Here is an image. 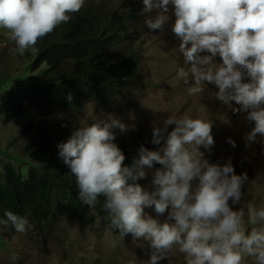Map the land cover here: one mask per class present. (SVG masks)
I'll list each match as a JSON object with an SVG mask.
<instances>
[{
  "label": "clouds",
  "instance_id": "obj_1",
  "mask_svg": "<svg viewBox=\"0 0 264 264\" xmlns=\"http://www.w3.org/2000/svg\"><path fill=\"white\" fill-rule=\"evenodd\" d=\"M144 25L162 29L174 10V34L186 67L177 77L189 95L215 85V98L233 112H247L254 127L244 137L246 147L264 146V0H142ZM85 0H0V29L15 47L13 55L35 48L38 40L71 19ZM219 57V61L216 60ZM69 99L71 95L69 94ZM235 102L239 107H233ZM174 125L169 131V126ZM109 116L76 127L66 142L58 144L59 156L70 168L79 188V199L89 207L103 196L111 225L120 234L149 241L150 258L157 264L174 252L186 264H264V202L245 199L242 187L247 174H236L231 158L210 162L200 146L213 145L211 122L188 114L167 115L153 122L152 143L143 145L138 158L124 165L125 155L115 142L117 132L135 129ZM259 137V139H258ZM163 141V144L161 143ZM228 143L236 146L235 140ZM155 168L154 190L137 181L146 178V168ZM231 201V203H230ZM243 201V203H242ZM233 205H239L234 208ZM167 218L161 221L145 208ZM19 233L32 227L26 217L5 213ZM10 259H17L15 251ZM128 264H135L129 261Z\"/></svg>",
  "mask_w": 264,
  "mask_h": 264
},
{
  "label": "rangeland",
  "instance_id": "obj_2",
  "mask_svg": "<svg viewBox=\"0 0 264 264\" xmlns=\"http://www.w3.org/2000/svg\"><path fill=\"white\" fill-rule=\"evenodd\" d=\"M88 5L101 7L103 11L135 9L138 18L134 20L133 36L140 40L136 44H139L149 72L147 89L136 94L132 106H125L122 112L110 111L88 101L81 117L73 111L56 107L49 110L48 114H34L25 121H13L10 124L0 121V170L8 160L16 164L22 162L19 158L32 161L30 152L25 151V147L41 131L54 135V140H58L61 136L57 133L64 134L76 127L89 125L98 118H107L109 114L136 126L134 130L122 134L115 130V142L120 148L139 151L143 145L149 150H159L161 146L152 143L153 122H160L167 115L188 114L211 122L214 143L209 148L200 146L205 158L220 164L231 158L236 174H247L242 187L245 199L256 204L264 202V146L253 143L246 147L244 139L254 127V121L247 118V112H233L231 107L217 100L215 92L218 89L215 85L204 84L203 93L189 95L187 87L177 77V69L186 66L178 51L180 38L172 31L175 16L171 4L168 13L170 19L162 29L157 30L144 25L145 17L156 15L157 10L144 13L142 0H85L80 11ZM13 47L15 45L7 39L5 30L0 29V97L16 79L26 80L31 76V71H24L31 49L21 56L10 52ZM121 47L123 46L116 45L118 49ZM219 59L216 57L217 61ZM232 106L239 107L235 102H232ZM172 127L174 125L169 126V131ZM229 137L235 140V147L228 143ZM26 161L22 166L23 170L31 163ZM158 167L161 166L154 162L153 168L145 169L146 178L139 179L145 190H154L153 172ZM145 212L161 221L167 218V210L159 215L154 206L145 208ZM13 251L17 256L15 261L10 259ZM150 252L149 241L115 233L99 218L91 226H81L63 215L54 221L52 231L44 232L39 229V233L28 230L19 233L5 227L0 233V264H128L129 261L146 264ZM157 264L186 262L182 254L174 252L173 256L161 259Z\"/></svg>",
  "mask_w": 264,
  "mask_h": 264
},
{
  "label": "trees",
  "instance_id": "obj_3",
  "mask_svg": "<svg viewBox=\"0 0 264 264\" xmlns=\"http://www.w3.org/2000/svg\"><path fill=\"white\" fill-rule=\"evenodd\" d=\"M69 15L68 22L40 38L29 52L24 71H31V76L16 79L0 97L1 122L25 121L56 107L81 117L88 101L122 112L125 106H132L136 94L147 89L149 72L136 44L140 40L133 36L138 18L135 9L103 11L88 5ZM72 131L57 133L58 140L41 131L25 147L32 161L19 158V164L3 163L0 221H7L5 213L12 211L28 219L32 225L28 231L39 233V229L52 231L54 221L63 215L81 226H91L99 218L120 234L106 218L103 196L93 207L82 203L76 179L58 154V144L66 142ZM121 150L126 166L139 156L137 149ZM24 161L31 162L26 170L22 169ZM5 227L15 229L10 222L0 223V233Z\"/></svg>",
  "mask_w": 264,
  "mask_h": 264
}]
</instances>
